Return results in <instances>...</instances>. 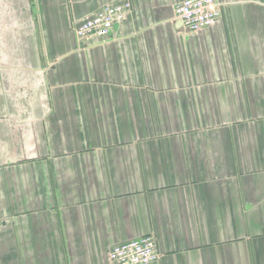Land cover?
Instances as JSON below:
<instances>
[{
	"label": "crops",
	"instance_id": "crops-1",
	"mask_svg": "<svg viewBox=\"0 0 264 264\" xmlns=\"http://www.w3.org/2000/svg\"><path fill=\"white\" fill-rule=\"evenodd\" d=\"M131 12L105 39L76 27ZM0 0V264H264V0Z\"/></svg>",
	"mask_w": 264,
	"mask_h": 264
},
{
	"label": "built area",
	"instance_id": "built-area-1",
	"mask_svg": "<svg viewBox=\"0 0 264 264\" xmlns=\"http://www.w3.org/2000/svg\"><path fill=\"white\" fill-rule=\"evenodd\" d=\"M220 7L218 0H183L175 7L174 14L187 32L198 33L219 20ZM130 12L131 4L128 1L102 6L76 27L75 36L79 41L105 39ZM107 260L109 264H156L159 254L155 238L145 235L118 243L109 248Z\"/></svg>",
	"mask_w": 264,
	"mask_h": 264
}]
</instances>
